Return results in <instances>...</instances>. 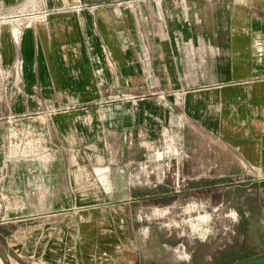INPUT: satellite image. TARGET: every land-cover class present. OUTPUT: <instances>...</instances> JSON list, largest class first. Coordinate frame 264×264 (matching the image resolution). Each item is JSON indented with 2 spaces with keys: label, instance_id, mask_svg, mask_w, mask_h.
Returning a JSON list of instances; mask_svg holds the SVG:
<instances>
[{
  "label": "crops",
  "instance_id": "0c3cea01",
  "mask_svg": "<svg viewBox=\"0 0 264 264\" xmlns=\"http://www.w3.org/2000/svg\"><path fill=\"white\" fill-rule=\"evenodd\" d=\"M79 2L95 6L68 7ZM256 3L0 0L1 134L36 166L0 178L17 201L0 210L32 213L0 219V264H152L132 246L131 212L165 190L159 169L264 180Z\"/></svg>",
  "mask_w": 264,
  "mask_h": 264
},
{
  "label": "rangeland",
  "instance_id": "374dc122",
  "mask_svg": "<svg viewBox=\"0 0 264 264\" xmlns=\"http://www.w3.org/2000/svg\"><path fill=\"white\" fill-rule=\"evenodd\" d=\"M27 1L30 2V0ZM257 7L264 8L256 3L253 4L252 10L258 11ZM23 10L21 7L9 9L8 13ZM1 11L0 15H5L6 10ZM253 26L262 27L264 24L255 19ZM16 144V140L11 137L7 143L4 131L1 134L0 127V178L7 172L15 173L22 168L32 171L36 167L32 163H17L19 155L35 153L32 148H18ZM163 167L156 175L157 181L164 182L166 180L163 179L164 175L166 172H170L172 174H168L170 181L167 180L170 182V186L183 189L195 185L196 180L179 179L178 176L173 175L172 170L176 165L169 164ZM188 175V173H183L182 176ZM229 178V181L237 183L239 186L227 190L226 196L231 199L233 204L227 209L217 205L220 196L216 191L184 193L164 199L147 198L136 203L131 212L133 219L131 243L136 253L139 255L149 251L152 234L156 240H159L157 241L159 248L161 243L164 244L168 241L169 245L167 246L177 250L167 252L165 259V261H171L174 264H179L183 259H189V257L193 258L196 264H224L235 258L240 259L247 254L263 251L264 247L259 243V239L264 240V180L250 179L246 175ZM16 203L15 196H5L0 190L1 207L5 205L9 208L16 207ZM241 213L244 214L242 220L240 219ZM21 214L32 213L0 210V219L16 217ZM242 226L247 229L245 232L241 229ZM163 244L162 246H164ZM246 244L248 245L247 250L244 248ZM10 251L9 245L0 242L1 256L7 257Z\"/></svg>",
  "mask_w": 264,
  "mask_h": 264
},
{
  "label": "flooded vegetation",
  "instance_id": "af4514ba",
  "mask_svg": "<svg viewBox=\"0 0 264 264\" xmlns=\"http://www.w3.org/2000/svg\"><path fill=\"white\" fill-rule=\"evenodd\" d=\"M170 172H167L163 179L165 180L163 183V185L165 186V190L160 192V196L155 197L156 194H151L148 195L147 198H151V199H164L166 197L169 196H173V195H179V194H184V193H196V192H209V191H216L219 193L220 196V201L217 203V205H220L222 208L227 209L233 206L231 199L227 198V190H231L234 186L237 187L239 186L237 183L235 184L232 181H229L230 178H223V179H218V178H198L196 179V183L195 185L189 186V187H184L183 189H176L175 186H170V177H168ZM170 175H172L170 173ZM179 179H184L182 177H180ZM183 185V184H182ZM175 192V193H173ZM240 219H244V214L241 213L240 215ZM241 229L245 232L247 229L245 228V226H242ZM256 229V228H255ZM159 241V240H157ZM153 239L151 237V241L149 243V252H154V256H156V258L154 257L153 263L152 264H174L173 262H167L165 260H159L158 259V249L156 248V246L153 243ZM244 248L247 250L248 249V245L246 244L244 246ZM165 252V251H164ZM256 254V253H254ZM253 254H247V256H250ZM245 256V257H247ZM163 257H167V253H164ZM180 258V257H179ZM151 259V258H149ZM241 259V258H240ZM148 260V258H147ZM182 260V259H181ZM235 260H239V258H235L233 260H230V262H233ZM230 262H226L224 264L230 263ZM179 264H196L194 262V259L189 257V259H183L181 262H179Z\"/></svg>",
  "mask_w": 264,
  "mask_h": 264
},
{
  "label": "water",
  "instance_id": "95a60500",
  "mask_svg": "<svg viewBox=\"0 0 264 264\" xmlns=\"http://www.w3.org/2000/svg\"><path fill=\"white\" fill-rule=\"evenodd\" d=\"M175 193V192H173ZM160 196V194L155 195V197ZM147 198V196H143L140 197V199H144ZM152 237L154 239V244L156 246V248H158L157 246V240L155 238V236L152 234ZM143 242V241H142ZM259 243L262 245V247H264V240L263 239H259ZM227 264H264V249L261 252H258L256 254L247 256V257H243L239 260H235L233 262L227 263Z\"/></svg>",
  "mask_w": 264,
  "mask_h": 264
},
{
  "label": "built area",
  "instance_id": "2783aa9c",
  "mask_svg": "<svg viewBox=\"0 0 264 264\" xmlns=\"http://www.w3.org/2000/svg\"><path fill=\"white\" fill-rule=\"evenodd\" d=\"M94 6H95V4H89V3H86V2H81V3L79 2V3H76V4L69 5L68 7H71L72 9H81V8H92ZM60 8H63V7H60ZM60 8L59 7L48 8L46 6H43L40 9V12L44 13V12H47V11L52 10V9H60ZM121 97H126V96L124 94H121Z\"/></svg>",
  "mask_w": 264,
  "mask_h": 264
}]
</instances>
